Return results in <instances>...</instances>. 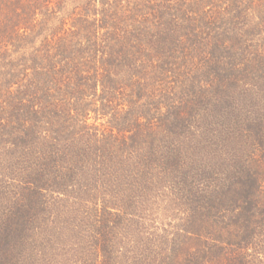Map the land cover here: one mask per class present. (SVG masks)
Returning a JSON list of instances; mask_svg holds the SVG:
<instances>
[{"label":"trees","instance_id":"16d2710c","mask_svg":"<svg viewBox=\"0 0 264 264\" xmlns=\"http://www.w3.org/2000/svg\"><path fill=\"white\" fill-rule=\"evenodd\" d=\"M0 155V264H264V0H0Z\"/></svg>","mask_w":264,"mask_h":264},{"label":"rangeland","instance_id":"374dc122","mask_svg":"<svg viewBox=\"0 0 264 264\" xmlns=\"http://www.w3.org/2000/svg\"><path fill=\"white\" fill-rule=\"evenodd\" d=\"M0 170L1 169H3L4 168V166H5V162L6 161H3L2 160V158H1V155H0ZM0 173H1V171H0ZM1 176H3V173H1ZM1 185V184H0ZM0 189H1V186H0ZM9 190V192H10V190H12V189H8ZM6 202V200H2V201H0V215L1 216H4V214H3V212H4V210H5V206L7 205V206H10V203L8 202L7 204L5 203ZM168 204V203H167ZM167 204L165 205V207H167ZM162 207V206H161ZM181 210V209H180ZM160 213H161V217H160V221L161 222H164V221H166V223H169V224H171V225H173V224H178V222L177 221H173V218H181L182 217V215H181V211H179L178 210V208L176 209V210H173L172 211V214H168V213H165L164 211H159ZM164 215H169V216H164ZM42 225H40V228L41 229H46L47 231H46V233L44 234H42L41 233V237H43V241L45 242V244H46V246H48V245H50L51 244V241H52V239H50V240H46V238H45V236H49V235H51V236H54L55 237V235H56V231H58V229H57V227L55 226L56 224H54L50 219H43V221H41L40 222ZM52 230H54V232L52 233ZM62 232H63V230H62ZM54 234V235H53ZM38 235H40V233L38 234ZM62 241H63V238H61V239H58L57 240V242H58V244L59 245H61V243H62ZM60 257L58 256V257H55V259L56 260H58Z\"/></svg>","mask_w":264,"mask_h":264}]
</instances>
